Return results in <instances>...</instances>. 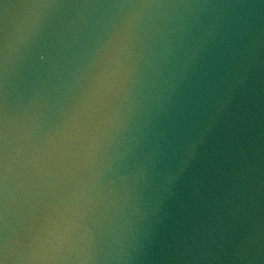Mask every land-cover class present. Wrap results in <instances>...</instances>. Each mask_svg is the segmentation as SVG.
I'll return each instance as SVG.
<instances>
[{
	"label": "water",
	"instance_id": "obj_1",
	"mask_svg": "<svg viewBox=\"0 0 264 264\" xmlns=\"http://www.w3.org/2000/svg\"><path fill=\"white\" fill-rule=\"evenodd\" d=\"M0 264H264V0H0Z\"/></svg>",
	"mask_w": 264,
	"mask_h": 264
}]
</instances>
